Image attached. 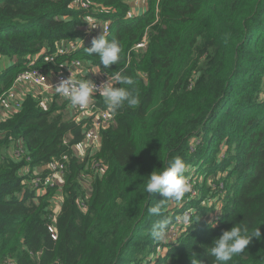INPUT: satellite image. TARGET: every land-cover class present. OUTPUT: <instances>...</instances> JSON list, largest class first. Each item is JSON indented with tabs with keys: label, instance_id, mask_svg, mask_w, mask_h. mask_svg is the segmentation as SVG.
<instances>
[{
	"label": "trees",
	"instance_id": "trees-1",
	"mask_svg": "<svg viewBox=\"0 0 264 264\" xmlns=\"http://www.w3.org/2000/svg\"><path fill=\"white\" fill-rule=\"evenodd\" d=\"M84 1L87 9L76 7L79 0H0V57L13 60L1 69L0 104L11 103L7 90L26 69L66 72L74 60L103 74L123 70L140 103L111 112L98 149L83 157L73 146L84 141L89 120L58 110L56 93L49 108L26 93L1 112L0 264H213L207 247L241 220L250 230L258 225L261 239L229 264H264V0H146L140 13H131L129 0ZM85 18L109 23L106 38L122 48L117 65L105 68L87 55L91 41L56 50L85 35ZM144 39V48H134ZM92 106L108 109L101 98ZM175 156L207 161L226 192L218 214L187 193L171 213L166 201L170 224L183 208L200 219L181 223L175 238L154 241L149 230L158 217L147 208L163 197L147 194L144 182ZM51 162L65 166L62 186L36 192L24 169L45 166L49 174ZM97 163L104 170L92 175ZM83 173L91 174L89 195ZM58 191L53 239L48 227Z\"/></svg>",
	"mask_w": 264,
	"mask_h": 264
},
{
	"label": "clouds",
	"instance_id": "clouds-1",
	"mask_svg": "<svg viewBox=\"0 0 264 264\" xmlns=\"http://www.w3.org/2000/svg\"><path fill=\"white\" fill-rule=\"evenodd\" d=\"M87 55L97 56L99 62L107 68L116 64L121 59L122 48L118 40H109L102 33L98 37H93L91 46L85 48ZM107 80L100 85H96L89 79H77L70 74L61 79L53 86L54 92L63 96L69 101L70 107L85 109L93 103L94 96H100L106 107L116 113L125 104L134 108L140 103L138 95H134L135 81L125 74L123 70L115 71L112 75H107ZM189 170L183 158L175 156L168 160L163 168L154 169L147 175L144 182V191L151 195L160 193L163 197L157 203L147 208L149 216L158 217L151 224L149 235L154 241L165 240L168 235L170 218L165 214V202L171 201L179 204L190 190L188 178L185 175ZM182 222L188 227L199 221L200 216L193 218V215L185 214ZM260 225V224H259ZM209 227L215 226V221H210ZM253 238L261 239V231L258 225L250 230V222L239 221L234 223L228 230H223L215 237L211 245L207 247V254L213 259V264H229L234 256L247 250V246ZM264 260V257H260Z\"/></svg>",
	"mask_w": 264,
	"mask_h": 264
},
{
	"label": "built area",
	"instance_id": "built-area-1",
	"mask_svg": "<svg viewBox=\"0 0 264 264\" xmlns=\"http://www.w3.org/2000/svg\"><path fill=\"white\" fill-rule=\"evenodd\" d=\"M135 5L139 4L140 1L138 2V0H136ZM133 6V4H132ZM76 7L81 8V9H87L88 8V3L85 2L84 0H79L78 5H76ZM136 7V6H135ZM92 26H90V33H85L84 36H82L81 38L76 39L75 41H72L69 43V47L66 48V44H64L63 46H59L57 47V51L58 52H66V51H70L78 46H80L83 43H87L89 41H92L93 37H98L102 31L104 35H107L109 33L110 30V26L109 23L107 21H101L98 20L97 18H92L91 20ZM87 24V21H86ZM68 42V41H67ZM146 44V40L144 39L142 42L136 44L134 46V48L140 49V48H144ZM45 60L48 59H53L51 57H49L48 55H46L44 57ZM81 64L80 61L78 60H74L72 62H70L66 67L65 70H69L71 66H79ZM84 72V71H82ZM0 75H1V69H0ZM70 75V74H69ZM69 75H65V74H56L53 81L49 82L47 81L46 75L43 72V70L37 69V68H32V69H26L25 71L21 72L20 74H18V76L15 78L14 83L12 85V87H10L7 90V98H9L11 100V105H14L13 108L17 107L19 105V100L21 99L20 97H18L16 95L15 92V86L21 83H26V84H30L33 86H37V87H43L47 90H51L54 92V88L53 86L55 84H57L61 79L66 78ZM107 75L108 74H102V76L98 79H93L91 80L93 83H95L96 85H100L102 82L107 80ZM75 76L77 79H82V78H78L76 75ZM86 76V75H83ZM110 76V75H109ZM61 96V95H60ZM63 97V96H61ZM64 98V97H63ZM65 99V98H64ZM68 102V107L74 111V115H75V119L77 121H81L83 119H88V123L89 125H87L84 129V141L81 144L82 147H86L89 146L88 143H95L98 144L99 147V143L101 140V130L103 128H105L106 126H108L109 124H111L114 120V116L111 113L110 110L108 109H102L100 107H87L85 109H80V108H72L70 107L69 101L67 99H65ZM75 112H79V113H75ZM0 118H1V112H0ZM97 148L92 149V151L90 152H94L96 151ZM85 150V148H84ZM86 151V150H85ZM87 151V152H88ZM16 152V156H19V152L17 150H15ZM86 152V153H87ZM85 153V154H86ZM84 154V155H85ZM83 155V156H84ZM82 156V157H83ZM97 163L96 165L93 166L91 172L92 175H95L96 173H101L104 170V165ZM64 164L60 163V162H51L48 166V169L50 170L49 174H40V175H34L33 172L35 170V167L33 169H30L29 167H26L24 169V173L28 174L31 173L32 176L30 175V179H29V183L30 185L36 190V192H41L44 191L46 189V187L48 185H52V184H59L62 183V178H63V172H64ZM83 175H87L88 177H91V174H87V173H83ZM60 204V203H59ZM59 204L55 206V210H53V216H52V223L49 225V231L51 233V236L53 239H56L57 237V233L55 230V226H54V220H55V214L57 213L58 209H59ZM79 207L81 209H85L86 205L80 201L79 203ZM219 212H217L216 214H218ZM177 234H173V237H175ZM12 264V263H10ZM56 264V263H53Z\"/></svg>",
	"mask_w": 264,
	"mask_h": 264
},
{
	"label": "rangeland",
	"instance_id": "rangeland-1",
	"mask_svg": "<svg viewBox=\"0 0 264 264\" xmlns=\"http://www.w3.org/2000/svg\"><path fill=\"white\" fill-rule=\"evenodd\" d=\"M135 1L136 0H129L131 5L133 4V6L131 7V13H140L145 8L147 1L146 0H138V2L140 1L139 4L140 5L143 4V6L142 7H140V6L136 7V10H134L135 6H137V4L135 5V3H134ZM85 20L87 21V24L82 29L84 30L85 33H90L89 29H90V26H92V23L90 21L91 19L85 18ZM66 43H65L66 44L65 46H66V48H68L70 42L66 41ZM63 45H64V41H61L57 45V47L63 46ZM32 57H30V59ZM31 60H33V58ZM12 61L13 60H11V58L1 56L0 57V69L7 66L9 63H12ZM69 68H72V72L70 71V73H69L68 69L65 70L66 72L52 73V72H48L46 70H44L43 72L46 75L48 83L53 81L56 74H60V73L65 74V75H69L72 73H78L79 76L78 75L77 76L79 78H82V79L85 78V79H89V80H93V79L95 80V79L99 78L96 74V71H93L92 74H89V76H83L82 71L88 70L87 66L84 65L83 63L80 64L79 66H71ZM72 75H74V74H72ZM27 90H30V91H33L34 93H36L37 96L39 95V98L42 97L41 98L42 104L45 108H49L51 106V103H52L51 101H52V98L55 96V94L52 95L51 93H47L46 91H42L43 87L37 88L36 86H33V85H28ZM262 95L264 96V94H262ZM56 97L57 98H56L55 102H56L57 106L63 105L65 103V100L62 99L57 94H56ZM98 98H101V97L98 95L94 96L93 97V103L96 100H98ZM92 104H90L89 107L93 108ZM5 106H6L5 103H4V105L0 104V110L4 109L3 110L4 113H6L9 109V107L7 108L8 105L6 106L7 109H5ZM11 106L13 108L14 105H11ZM4 113H3V115H4ZM75 113H79V112H75ZM68 114H70V112H68ZM68 114H66V115L68 116ZM72 114H73V112H72ZM191 141L195 145L198 141L197 137H193L191 139ZM88 144H89V146L83 147V148H85L86 152L88 150L92 151V149H95L98 147V144H95V143H88ZM227 146L228 145L226 144L225 140L219 146H217L218 159L221 160V158L224 157V155L226 153ZM14 151H15L14 146H10L8 153L10 155H12V153ZM186 164L189 166V170L185 174L187 176L188 182L190 184V190H189V192H187V194H189L188 197H190V198H198L199 197L201 199L200 204L211 206L212 208H214V211L212 212V214L219 212L222 208V198L224 197L225 192H226V190H225V188H226L225 183L226 182H224V180H220V181L217 180L218 179L216 176L217 174L215 175L213 172L210 171V166H209L208 162L205 160H203V162L199 163V164H197V163L196 164L186 163ZM45 170H46L45 166H43V167L38 166L34 170L33 174L34 175H40V174H43L45 172ZM206 171H208V173H206ZM81 182L85 188L87 195H89L90 188H91V182H92L91 177H88L87 175H83L81 177ZM58 186L61 188L62 183H59ZM60 194H61V191H58L56 194V197L54 199L52 209L55 208L56 205H58ZM175 206L176 207L180 206V204H176L175 202L168 201L167 208H168L170 213H171V210ZM53 210H55V209H53ZM185 214H191L189 211V208H183L182 212H180L176 215L175 220L168 227V232H169L168 237L171 236L172 238H175V237H173V234L179 233V231L181 229L180 224L183 223L181 218ZM212 214H210V218L212 217ZM163 251H164L163 248H159V250H158V252H163ZM140 256L142 257V255H140ZM152 257H153V255H152ZM131 264H134V263H131Z\"/></svg>",
	"mask_w": 264,
	"mask_h": 264
},
{
	"label": "crops",
	"instance_id": "crops-1",
	"mask_svg": "<svg viewBox=\"0 0 264 264\" xmlns=\"http://www.w3.org/2000/svg\"><path fill=\"white\" fill-rule=\"evenodd\" d=\"M142 7L143 6V4H138L136 7ZM136 7H135V9L134 10H136ZM66 43V41H64V44ZM88 68V70H86V71H84V72H82V74L83 75H86V76H89V74H92V72L93 71H96V74H97V76L100 78L101 76H102V74L103 73H101L96 67H87ZM70 71L72 72V68H70L69 69V73H70ZM72 74H74V75H78V73H72ZM79 76V75H78ZM77 76V77H78ZM79 78V77H78ZM28 85H30V84H26V83H21V84H18V85H16L15 86V92H16V95L18 96V97H20V98H22L26 93H32V94H34L35 96H37V94L36 93H34L33 91H30V90H27V86ZM37 87V86H36ZM37 88H41V87H37ZM42 91H46L47 93H51L52 95L53 94H55V92H53V91H51V90H47V89H45V88H43V90ZM58 96H60V95H58ZM38 98H39V95L37 96ZM61 97V96H60ZM42 98V97H41ZM41 98H39V100L41 101V103H42V99ZM62 99H64L63 97H61ZM56 99V98H55ZM65 100V99H64ZM5 105L7 106V108L9 107V109H8V111H10L12 108V106H11V103L10 102H8L7 104L5 103ZM6 106H5V109H7L6 108ZM4 110V109H3ZM3 110H0L1 112H2V114L4 113V111ZM58 110H60L63 114H68V112H70V114H68V116H71V115H73L74 114V111L73 110H71L69 107H68V102L65 100V103L63 104V105H61L60 106V108L58 109ZM72 112H73V114H72ZM73 149H74V153L76 154V155H78V156H83L85 153H86V151L84 150V148L81 146V144H77V145H75V146H73ZM38 167V166H37ZM37 167H35V169L37 168ZM39 167H41V166H39ZM43 167V166H42ZM58 188H60L59 186H58ZM61 194H60V196H59V202H58V204L60 203V201H61Z\"/></svg>",
	"mask_w": 264,
	"mask_h": 264
}]
</instances>
